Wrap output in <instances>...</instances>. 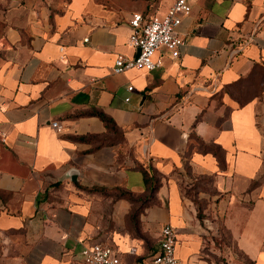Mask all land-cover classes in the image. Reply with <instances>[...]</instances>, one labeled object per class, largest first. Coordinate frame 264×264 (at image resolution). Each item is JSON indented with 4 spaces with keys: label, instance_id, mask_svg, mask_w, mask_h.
Returning a JSON list of instances; mask_svg holds the SVG:
<instances>
[{
    "label": "crops",
    "instance_id": "0c3cea01",
    "mask_svg": "<svg viewBox=\"0 0 264 264\" xmlns=\"http://www.w3.org/2000/svg\"><path fill=\"white\" fill-rule=\"evenodd\" d=\"M172 2L0 0V235L22 264H78L90 238L136 264L166 222L184 264H236L230 245L221 263L202 251L215 221L185 192L202 177L203 211L264 264V0H189L177 57L114 73L131 13Z\"/></svg>",
    "mask_w": 264,
    "mask_h": 264
},
{
    "label": "built area",
    "instance_id": "2783aa9c",
    "mask_svg": "<svg viewBox=\"0 0 264 264\" xmlns=\"http://www.w3.org/2000/svg\"><path fill=\"white\" fill-rule=\"evenodd\" d=\"M190 11L189 0H173L162 13L132 12L128 19L131 25L128 43L134 48V52L131 55L116 54L112 71L121 73L129 68L153 70L162 66L166 54L177 57L180 46L185 42L177 28L183 16ZM137 49H140L138 55ZM127 88L132 90L133 85L130 84ZM52 125L60 129L58 121L53 120ZM177 232L174 225L164 223L155 252L136 264H184L176 254ZM78 264H122V260L120 251L114 244L101 238H90L82 244Z\"/></svg>",
    "mask_w": 264,
    "mask_h": 264
},
{
    "label": "rangeland",
    "instance_id": "374dc122",
    "mask_svg": "<svg viewBox=\"0 0 264 264\" xmlns=\"http://www.w3.org/2000/svg\"><path fill=\"white\" fill-rule=\"evenodd\" d=\"M199 179L191 181V184L193 183L191 187L186 188L185 186V192L190 194L193 199L192 201H194L195 205L197 206V215L200 220L208 217L212 221H215V223L211 225L210 228L205 227V230H201L199 232L202 237V251L207 253L206 257H208L209 259H215L216 261L220 262V256L215 253L214 249L227 244L231 246V249L237 255L236 258L239 261L236 264H250V261L244 258L242 253L232 245L228 232L223 227L221 218L219 216L215 217L213 214H206L203 211V200L196 197V191L198 190V187L207 186L205 184H202L200 181H204L205 183H207V180H209V178L202 177L201 180ZM130 218L133 220H137L138 216L136 214H132L130 215ZM203 222L205 223V221ZM135 227H137V225ZM131 233L133 236L141 237L142 241L145 242L147 246L153 244V242L148 238V232H144L135 228V230H133ZM16 252V250H14L13 248H9L6 245L3 237L0 235V264H22L20 261L19 253ZM223 262L226 263L224 258L222 263Z\"/></svg>",
    "mask_w": 264,
    "mask_h": 264
},
{
    "label": "trees",
    "instance_id": "16d2710c",
    "mask_svg": "<svg viewBox=\"0 0 264 264\" xmlns=\"http://www.w3.org/2000/svg\"><path fill=\"white\" fill-rule=\"evenodd\" d=\"M92 112L94 114H97L106 123V126L109 129H112L116 133V136H117V134H118V136H120V134H119V132L117 130V127L115 125V122L110 116H108L105 112H103L102 110H99V109H93ZM80 138H85V137L84 136H80ZM146 173H147V171H146ZM151 178L153 180V176H151ZM152 187H155V184Z\"/></svg>",
    "mask_w": 264,
    "mask_h": 264
},
{
    "label": "water",
    "instance_id": "95a60500",
    "mask_svg": "<svg viewBox=\"0 0 264 264\" xmlns=\"http://www.w3.org/2000/svg\"><path fill=\"white\" fill-rule=\"evenodd\" d=\"M139 53H140V49H137L136 55H138ZM69 176H70L71 179H76V177H77L76 170L75 169L70 170Z\"/></svg>",
    "mask_w": 264,
    "mask_h": 264
}]
</instances>
